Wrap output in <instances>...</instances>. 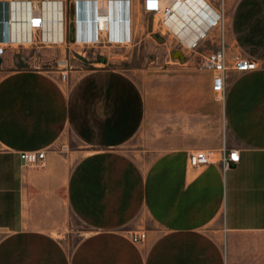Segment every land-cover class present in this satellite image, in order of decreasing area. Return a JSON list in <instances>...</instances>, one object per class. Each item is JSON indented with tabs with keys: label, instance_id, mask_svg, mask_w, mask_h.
I'll return each mask as SVG.
<instances>
[{
	"label": "crops",
	"instance_id": "0c3cea01",
	"mask_svg": "<svg viewBox=\"0 0 264 264\" xmlns=\"http://www.w3.org/2000/svg\"><path fill=\"white\" fill-rule=\"evenodd\" d=\"M206 2L229 54L257 63L227 71L221 95L201 41L178 43V66L136 76L103 57L65 80L0 76V264H264V0ZM139 12L136 2L130 43ZM55 39L45 28L42 40ZM229 150L240 158L226 167ZM25 151L44 162L25 166ZM196 151L215 162L191 166ZM138 231L147 239L133 243Z\"/></svg>",
	"mask_w": 264,
	"mask_h": 264
},
{
	"label": "built area",
	"instance_id": "2783aa9c",
	"mask_svg": "<svg viewBox=\"0 0 264 264\" xmlns=\"http://www.w3.org/2000/svg\"><path fill=\"white\" fill-rule=\"evenodd\" d=\"M51 1L60 5L61 43L69 40L83 50L100 45L120 46L130 43L131 18L136 2L143 13L158 18V32L161 35L172 37L186 50L194 49L205 39L219 25L221 18L218 11L215 13L208 9L201 0H0V51L3 46L32 44L36 32L44 33L54 15L43 9V4ZM26 36H29V41H22ZM192 39L193 43L189 44L188 40ZM201 69L211 73L212 91L221 95L227 71H254L257 63L218 50L204 58ZM19 158L25 166L36 167L44 162L45 151L20 152ZM239 158L237 150H229L221 162L231 167L239 162ZM189 162L191 166L198 167L215 161L211 153L196 151L190 154ZM146 239L147 234L143 231L131 235L133 243Z\"/></svg>",
	"mask_w": 264,
	"mask_h": 264
},
{
	"label": "rangeland",
	"instance_id": "374dc122",
	"mask_svg": "<svg viewBox=\"0 0 264 264\" xmlns=\"http://www.w3.org/2000/svg\"><path fill=\"white\" fill-rule=\"evenodd\" d=\"M140 10L142 11L141 7ZM220 16L219 25L201 41V52L204 50L207 54L210 50H224L229 54L228 27L222 15ZM157 24V17L139 12L138 20L133 26V41L128 45L103 50H83L76 45L72 46L69 40L59 44H46L42 40L43 33L36 32L32 44L1 48L0 76L13 70L37 69L56 73L65 80L66 77L63 78L62 75L67 76L68 72L79 65L90 68L92 63L100 61V57L105 59L108 67L123 69L135 76L141 69L164 68L172 65L171 60H181L183 52L179 49L177 40L158 32ZM174 64L178 66L179 62L174 61ZM54 148L59 152L69 149L64 143H59Z\"/></svg>",
	"mask_w": 264,
	"mask_h": 264
},
{
	"label": "bare ground",
	"instance_id": "6f19581e",
	"mask_svg": "<svg viewBox=\"0 0 264 264\" xmlns=\"http://www.w3.org/2000/svg\"><path fill=\"white\" fill-rule=\"evenodd\" d=\"M201 3L204 4L205 7H207L210 10H213V12L216 13L214 8L211 7L210 4H208L206 2V0H201ZM16 6H18V5H16ZM43 9L53 12L54 16H53V20H52V23L50 24V26L55 25L56 28H57V39L51 40L50 42H52V43H61V41L63 40V34L61 33V23H60V15H61V13L59 12L60 11V5L57 2H55V1L45 2L43 4ZM113 9H114V7H112V10ZM117 9H118V7H117ZM14 40H16L15 37H14ZM21 40L22 41H24V40L29 41V36L28 37L26 36L24 39H21ZM193 41H194L193 39L192 40H188V43L192 44Z\"/></svg>",
	"mask_w": 264,
	"mask_h": 264
}]
</instances>
